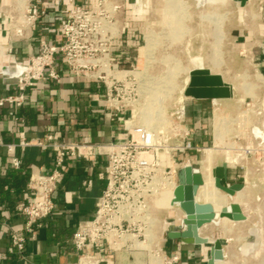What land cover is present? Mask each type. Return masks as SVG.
Masks as SVG:
<instances>
[{"label": "rangeland", "instance_id": "374dc122", "mask_svg": "<svg viewBox=\"0 0 264 264\" xmlns=\"http://www.w3.org/2000/svg\"><path fill=\"white\" fill-rule=\"evenodd\" d=\"M116 1L120 4L118 27L140 35L133 72L127 78L131 93L130 98L124 95L125 119L128 124H148L158 134L157 140L170 147L201 122L203 140L195 143L211 148L178 152L173 165L177 170L189 160L202 170V159H207L211 172L214 165L226 162L229 175L235 173L236 180L247 183L245 211L242 208L246 219L229 222L224 231L215 227L214 237L223 239L227 246L223 264H264V179H260L264 112H259L264 108V76L257 72L264 73L263 9L256 0ZM199 66L221 73L233 90L216 109L213 147L215 106L205 99L202 110H194L193 97L181 91L189 71ZM138 79L143 86H138ZM195 137L191 132L189 138L195 141ZM175 174L168 172L165 184L170 188L174 187L170 179L176 178ZM170 188H162L150 199L153 209L146 216L150 215L154 224L141 230L144 235L162 232L163 218L174 217V210L179 209L163 208L168 204L165 199L171 195ZM136 245L145 247L141 242Z\"/></svg>", "mask_w": 264, "mask_h": 264}, {"label": "crops", "instance_id": "0c3cea01", "mask_svg": "<svg viewBox=\"0 0 264 264\" xmlns=\"http://www.w3.org/2000/svg\"><path fill=\"white\" fill-rule=\"evenodd\" d=\"M12 2L13 0H0V22L8 20L9 11L14 9L9 7ZM44 2L46 12L33 26L30 36L12 41V52L3 57V62L27 61L30 55L37 52L41 37L51 43L59 42L58 28L66 17V4L59 0ZM256 2L263 9L264 20V0ZM261 29L263 32L264 27ZM0 37L5 41L8 39L6 32L2 30ZM139 38L136 30H124V42L132 54L137 53ZM263 51L262 49L261 53ZM57 67L61 77L47 78L31 87L23 105L0 107V264H78L80 253L74 246L73 234L77 228L88 226L92 222L99 196L107 181L108 156L101 146L126 138L123 123L107 105L105 85L84 75L70 73L61 60ZM15 90L14 80L0 76V95ZM193 99V109L202 110L205 99ZM193 133H196V142L202 140L201 130L195 129ZM49 136H52L51 139ZM23 140L31 143L22 145ZM52 141L77 144L82 155L67 160L64 177L55 194V210L36 230L35 236L29 237L22 256L11 245L9 232L11 228L22 229L26 218L15 214L14 208L26 197L30 174L37 171L49 172L52 169L57 151L39 144ZM13 156L21 158L19 168L13 166ZM228 179L231 183L242 182L236 180L235 173L229 175L228 172ZM218 191V197L196 199L222 205L235 201L245 211V188L233 198ZM170 198L172 200L171 196L167 199ZM175 207L178 206L169 201L163 208ZM174 211V217L167 215L163 218L165 227L156 234L155 244L160 242V247L168 254H178L179 259L175 264H209L214 242L220 239L224 257L216 260L215 264H223L228 253L227 246L223 239L214 237L215 227L219 226L224 231L229 222L241 221L223 217L218 223L204 224L199 228V234L208 238V242L190 244L167 236L169 230L182 229L180 218L185 216L184 212L180 208ZM106 246L101 252L96 248L89 250L99 257L98 264H137V259L140 258L135 251L115 250Z\"/></svg>", "mask_w": 264, "mask_h": 264}, {"label": "built area", "instance_id": "2783aa9c", "mask_svg": "<svg viewBox=\"0 0 264 264\" xmlns=\"http://www.w3.org/2000/svg\"><path fill=\"white\" fill-rule=\"evenodd\" d=\"M59 1L66 4V17L58 28L59 42L51 43L41 37L37 52L30 55L25 62L5 63L3 57L12 52V41L30 36L33 26L46 12L44 0H25L22 4L19 0H13L9 7L14 9L9 11L8 20L0 22V30L6 32L8 38L5 41L0 37V76L14 80L16 84L15 91L0 95V107L21 106L25 103L27 91L31 87L47 78L59 79V60L66 64L70 73L84 75L104 84L107 105L123 123L126 138L101 146L108 156L107 181L99 196L92 222L88 226L77 228L73 234L74 246L80 253L78 264H98L99 257L89 250L96 248L101 252L106 245L115 250L135 251L140 258L147 259L145 262L139 258L137 264H150L155 253L160 256L162 264H175L179 255L168 254L160 247V242L154 248L147 249L137 246L135 240L129 236L136 235L141 243L148 241L150 236L141 233L142 229L152 228L154 224L144 221L146 212L153 209L147 206V202L162 189L166 178H169L170 170L178 174L183 167L174 169L176 154H185L189 150L205 151V147L197 145L196 141L189 138L190 133L195 130H187L182 136L183 140L170 147L164 140L158 141V134L150 128L143 124H128L125 119L124 95L127 94V98H130L131 88L127 84V78L133 72L136 55L126 47L124 29L118 27L120 4L116 0ZM257 72L264 76L263 72ZM213 99L209 100L215 106L212 110L214 145L216 109L218 110L222 99L228 98H218L219 102H214ZM259 112L263 113L264 108ZM194 129L203 128L199 124ZM51 137L49 136L50 139ZM30 143L24 140L21 142L22 145ZM39 144L54 148L57 154L49 172L37 171L30 174L25 190L26 197L15 205L14 213L24 216L26 221L22 229L11 228L9 237L11 245L22 256L29 237L35 236L36 230L55 210V194L64 177L67 160L82 155L77 144L57 141ZM12 164L19 168L21 158L13 156ZM261 165L263 168L260 179H264V160ZM227 167L229 172L230 166ZM180 219L183 227V218Z\"/></svg>", "mask_w": 264, "mask_h": 264}, {"label": "water", "instance_id": "95a60500", "mask_svg": "<svg viewBox=\"0 0 264 264\" xmlns=\"http://www.w3.org/2000/svg\"><path fill=\"white\" fill-rule=\"evenodd\" d=\"M185 95L196 99L229 98L233 95L232 87L219 73L212 72L209 68H195L190 72V80L185 89ZM215 184L225 193L233 196L244 186L243 182L229 183L228 167L225 162L214 168ZM178 185L174 190L175 202H180L181 209L186 213L182 219V229H172L167 232L170 238H178L185 243L202 244L208 239L199 234V228L211 222L216 212L211 203L199 202L195 195L203 183V176L199 170L191 165L184 166L178 171ZM220 216L233 220L246 218L241 205L231 202L230 207H223ZM224 257L222 242L216 239L211 249L209 264Z\"/></svg>", "mask_w": 264, "mask_h": 264}, {"label": "bare ground", "instance_id": "6f19581e", "mask_svg": "<svg viewBox=\"0 0 264 264\" xmlns=\"http://www.w3.org/2000/svg\"><path fill=\"white\" fill-rule=\"evenodd\" d=\"M19 1H21L20 3L22 4L25 0H19ZM199 1V0H198ZM201 1H204V0H200V2ZM206 1H213V0H206ZM200 67H205V66H199V67H195V68H200ZM195 68H193V69H195ZM206 68H208V67H206ZM193 69H191L190 71H189V74L187 75V77L185 78V80H184V84L182 85V87H181V91L183 92V95L184 96H186L185 95V89H186V87H187V85H188V83H189V80H190V72L193 70ZM210 69V68H209ZM211 70V69H210ZM212 71V70H211ZM219 74H221V73H219ZM222 75V74H221ZM223 76V75H222ZM224 78V77H223ZM225 80V79H224ZM138 86H143V83L141 82V80L140 79H138ZM231 86V85H230ZM152 90V89H151ZM150 91V90H149ZM151 92V91H150ZM214 100V102H218V98H214L213 99ZM144 125L147 127V128H150V126L148 125V124H145L144 123ZM215 133H216V130H215ZM215 136V135H214ZM214 139H216V136L214 137ZM214 145H215V143H214ZM214 145H212V147L214 146ZM207 148H211V147H207ZM207 148H205V151L207 150ZM201 152V151H200ZM201 160V159H200ZM226 163V162H225ZM191 163H189V161H187L184 165H183V167L184 166H187V165H190ZM227 164V163H226ZM219 165V164H218ZM176 166L177 165H173V167H174V169H176ZM217 166V165H216ZM215 166V167H216ZM228 166V165H227ZM214 167V168H215ZM179 168V167H178ZM196 168V167H195ZM214 168H213V170H212V168H211V172L209 171V163H208V161H207V159H202V170H200L199 168H196L197 170H199L200 172H201V174H202V176H203V183L199 186V188H198V191H197V193H196V195H195V199H196V197H197V199H202V200H206V199H210V198H213V197H218L219 196V191L218 190H220L221 192H223V193H225L224 191H222L220 188H218L217 186H216V184H215V176H214ZM212 173V174H211ZM175 176H176V178H174V179H170V181H171V184H173L174 185V187L173 188H170L167 184H164V186L162 187V188H165L166 186L168 187V188H170V190H171V195H169V196H171L172 197V200H171V198L170 199H167L168 198V196H167V198L165 199V201L167 200L168 201V203H169V201H171V203L172 204H175V205H177L180 209H181V207H180V202H175V199H174V190H175V188H176V186L178 185V182H179V179H178V174H175ZM212 178H214V180H213V185H214V187L216 188V189H218V190H216L215 188H213L212 186V182H211V180H212ZM205 179V180H204ZM166 181H168V179L166 178V180H165V182ZM246 184L247 183H244V186H243V188L241 189V190H239V191H237L233 196H230L229 194H227V193H225V194H227V196H229L230 198H233L238 192H240V191H242L244 188H245V186H246ZM158 192V191H157ZM156 192V193H157ZM196 199V200H197ZM197 201H199V200H197ZM199 202H204V203H211L212 205H213V207H214V209H215V212H216V216H215V218L211 221V222H214V223H218L219 222V220L221 219V218H223V216H220V210L223 208V207H227V208H229L230 207V204H231V202L229 203V204H226V205H222V204H218V203H216V202H214V201H199ZM232 202H235V201H232ZM238 203V202H237ZM240 204V203H239ZM241 205V204H240ZM147 206L148 207H151V204H150V199H149V201L147 202ZM241 208H242V206H241ZM182 210V209H181ZM183 211V210H182ZM148 212H150V210H148ZM147 212V213H148ZM184 212V211H183ZM184 215H186V213L184 212ZM146 216V215H145ZM185 217V216H184ZM225 218H228V217H225ZM229 219H231V218H229ZM246 219V218H245ZM244 219V220H245ZM231 220H233V219H231ZM144 221L147 223V224H151V221H153L152 220V218L150 217V215H148V216H146V218L144 217ZM234 221H242V220H234ZM205 224H207V223H205ZM254 234V233H253ZM156 236L157 235H153V236H150L149 237V239H148V241H146V242H144V245L143 246H145L144 248H147V249H152L153 248V244H154V242H156L155 240H156ZM257 236V235H256ZM129 237H132V239L133 240H135L134 241V243H136V244H139L140 242H138V240L136 239V235H130ZM206 238V237H205ZM258 238V237H257ZM208 239V238H207ZM250 242V241H249ZM256 242V241H255ZM253 243V242H252ZM252 243H250V245H253ZM156 245V244H155ZM248 248L250 247L249 245L247 246ZM248 248H245L246 250H248L249 251V249ZM223 259V258H222ZM217 260H221V259H217ZM216 261V260H215ZM150 264H162V260H161V258H160V256H158L157 255V253H155L154 255H153V257H152V259H151V263ZM214 264H215V262H214Z\"/></svg>", "mask_w": 264, "mask_h": 264}]
</instances>
